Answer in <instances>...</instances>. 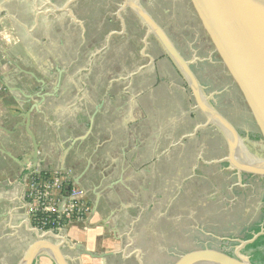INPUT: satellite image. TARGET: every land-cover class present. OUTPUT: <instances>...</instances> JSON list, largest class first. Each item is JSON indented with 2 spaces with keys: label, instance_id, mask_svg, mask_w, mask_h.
Masks as SVG:
<instances>
[{
  "label": "rangeland",
  "instance_id": "rangeland-1",
  "mask_svg": "<svg viewBox=\"0 0 264 264\" xmlns=\"http://www.w3.org/2000/svg\"><path fill=\"white\" fill-rule=\"evenodd\" d=\"M68 2L0 0V36L9 34L3 46L10 79L35 89L44 83L48 98H57L47 106V121L34 123L47 129L46 142L59 135L68 148L75 138L78 153L92 160L97 145L102 156L120 155L123 147L133 151L136 165L125 159L132 167L123 187L126 207L120 205L112 220L116 226L105 230L108 239L103 246L96 242L93 256L80 260L78 249H68L69 261L178 264L198 251L221 254L231 243L239 246L262 219L264 176L240 174L223 160L229 146L222 126L210 122L146 20L190 62L215 109L264 152V95L251 80L242 84L241 63L212 26L209 2ZM87 22L99 34L83 46ZM88 116L92 126L84 123Z\"/></svg>",
  "mask_w": 264,
  "mask_h": 264
},
{
  "label": "crops",
  "instance_id": "crops-1",
  "mask_svg": "<svg viewBox=\"0 0 264 264\" xmlns=\"http://www.w3.org/2000/svg\"><path fill=\"white\" fill-rule=\"evenodd\" d=\"M2 37L0 36V264H24L30 250L34 258L32 264H56L52 255L54 248L68 262V249L76 248L80 252L77 258L83 260V256L87 254L94 255L96 245L99 247V243H96L99 239L103 240L100 244L103 246L109 235L105 230L110 231L116 226L112 220L120 210L118 207H126L123 187L129 172L127 167H132L129 162L136 165L133 151L131 149L128 152L127 162L125 147L120 153L122 160L119 154L114 158L110 154L102 156L103 148L99 146L98 149L97 145L94 154L97 160H92V157H85V152L78 153V147L74 145L75 138H71L72 143L68 148L59 135H55L56 140L49 138L51 141L46 142L47 129L39 124L35 128L34 123L47 121V106L57 98H48L52 93L49 94L44 83L35 89L29 82L10 79L12 70L9 71V51L3 46L7 43L9 34L6 33V38ZM53 110L50 113L55 114V109ZM93 116H88L91 126ZM32 134L39 147L36 161H33ZM46 143L49 146L45 147ZM28 164L71 173L74 181L86 190L87 202L91 206L88 218L83 222H72L62 231L36 227L28 215L25 199L24 179Z\"/></svg>",
  "mask_w": 264,
  "mask_h": 264
},
{
  "label": "water",
  "instance_id": "water-1",
  "mask_svg": "<svg viewBox=\"0 0 264 264\" xmlns=\"http://www.w3.org/2000/svg\"><path fill=\"white\" fill-rule=\"evenodd\" d=\"M77 1L69 0L68 5ZM207 1L209 2V20L213 22L212 26H218L214 28L219 30L225 36L226 42L232 45L241 63L239 72L242 84L245 86L251 80L264 95V0ZM130 4L134 5L133 0H127L124 7ZM146 20L156 29L165 49L187 77L197 98L198 105L205 110L210 122H218L222 126L221 129L229 146V157L223 160H228L231 167L237 169L240 174L247 172L264 176V152L254 149L253 145L255 143L249 137L242 136L233 124L215 109L210 102L211 96H207L203 92V87L194 75L190 62L185 60L165 33L150 17L146 16ZM228 47L229 45L225 47L227 53H229L226 50ZM32 139L34 146L33 161H36L39 147L33 134ZM262 233H264V229L255 234L252 239L242 241L236 247L237 260L210 250H205L187 255L178 264H253L250 257L243 254L241 249L247 243L254 241ZM52 255L56 264H70L57 248L52 250ZM33 259V252L30 250L26 255L24 264H32Z\"/></svg>",
  "mask_w": 264,
  "mask_h": 264
},
{
  "label": "built area",
  "instance_id": "built-area-1",
  "mask_svg": "<svg viewBox=\"0 0 264 264\" xmlns=\"http://www.w3.org/2000/svg\"><path fill=\"white\" fill-rule=\"evenodd\" d=\"M24 179L28 215L42 230L62 231L72 222L85 221L91 206L87 193L71 173L28 164Z\"/></svg>",
  "mask_w": 264,
  "mask_h": 264
},
{
  "label": "trees",
  "instance_id": "trees-1",
  "mask_svg": "<svg viewBox=\"0 0 264 264\" xmlns=\"http://www.w3.org/2000/svg\"><path fill=\"white\" fill-rule=\"evenodd\" d=\"M87 27H88V32H87L88 38L86 39V41L84 40L85 42H84L83 46L86 45L87 40L91 39V36H92L93 42H94V40L95 41L98 40V34L99 33L93 31L92 24L90 25V23L87 22ZM91 44H92V42H91ZM69 48H71V47H69ZM69 53L70 52H67V54H69ZM95 73H94V76L92 79L95 78V75H96ZM105 84H106V82L101 83L100 87L104 88ZM158 104H160V103L158 102ZM84 123H85V125L88 126L89 125V119H86ZM128 152H129V150L127 149L126 159H128V155H129ZM263 201H264V193H263ZM261 210H262V217H261L262 219L258 222H255L254 224H252L248 228L249 230L246 232L245 236L243 237L244 241L252 239L255 234L259 233L260 231H262V229H264V205H263ZM236 244H238V243H236ZM241 252L245 255H248L253 264H264V233L260 234L254 241L247 243L241 249ZM221 254L225 257H228V258H232V259H236V260L238 259L237 255H236V247L232 243L229 246H225V249L221 252Z\"/></svg>",
  "mask_w": 264,
  "mask_h": 264
},
{
  "label": "flooded vegetation",
  "instance_id": "flooded-vegetation-1",
  "mask_svg": "<svg viewBox=\"0 0 264 264\" xmlns=\"http://www.w3.org/2000/svg\"><path fill=\"white\" fill-rule=\"evenodd\" d=\"M35 80H38V78L37 79H35ZM42 84V83H41ZM240 133V132H239Z\"/></svg>",
  "mask_w": 264,
  "mask_h": 264
}]
</instances>
